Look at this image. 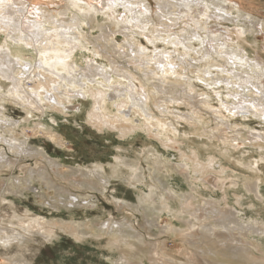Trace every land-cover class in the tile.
<instances>
[{"label": "rangeland", "instance_id": "obj_1", "mask_svg": "<svg viewBox=\"0 0 264 264\" xmlns=\"http://www.w3.org/2000/svg\"><path fill=\"white\" fill-rule=\"evenodd\" d=\"M16 1L20 0H13L14 3ZM41 1L46 2L45 8L54 7L55 0ZM56 1L58 4V1L62 0ZM130 1L139 2L150 9V13H144L145 10H141L142 19L144 24L147 23L148 30H143V32L141 25H138L140 30L136 29L138 26L133 25L136 34L132 32L127 35L124 30L117 31V29L123 28V23L126 24L120 20L122 14L126 13L130 17V14L125 11L126 9L120 6L116 9L120 13H114L113 16L107 17L111 12L105 8L101 9L98 14L100 23H106L104 31L108 29V35L114 39L117 45L125 44L126 39L129 41L137 39L146 48L145 55L147 54L149 58L160 52H166L169 55L168 58L172 55L175 57L174 60L177 59L176 61L182 59L188 61L192 66L196 64L194 67L191 65L187 67L189 76L183 72L181 76L172 78V80L186 83V89H195L197 94L195 97L187 94L188 96L183 97L184 100L182 98L181 101L177 100L174 104H170L169 101V112H164L167 119L177 127V130H174V136L181 142V145L165 150L161 144L152 142L142 132L122 139L118 133L98 131L88 124L87 113L92 106L90 99L80 98L84 103V108L77 115L68 111L69 108L64 114L50 109H47L43 114L21 105L15 98L7 94H1L0 102L3 101L5 105V113L16 125H14L13 133L8 130L12 126L5 125L6 127H4L8 129L0 128V134L6 138L13 136L27 141L32 148L61 162L66 173L73 169L77 170V168L84 172L94 171L96 165L104 166L106 170H112V167L119 163L125 175H129L131 170L121 163L128 158L131 161L139 159L146 177L140 179L142 184L138 182L130 184L131 186L128 185L127 176L108 178L107 183L103 182L104 179L96 177L94 181L98 180L95 185L97 189L84 190L77 182L75 185L73 180L65 181L59 173H56V175L51 174L54 181L50 183L46 178L40 177V173H37L48 171L45 166L48 160H45L40 154L30 153L31 155H29V153L21 152V149L15 148L14 150L5 142V138L4 142L0 140V264H142V261L145 264L154 262H156L154 264H161V262L162 264L169 262V264H178L187 261L195 264H207L208 257H204L203 254L206 249L213 246L227 248L226 246L230 245L235 248L249 247V252L250 250L251 252L248 254L252 260L258 264H264V115L258 114V111L255 110L254 112H244L245 108L235 112L233 107L239 102L242 103L239 95H234L235 91L240 89L239 86H235V82L238 80L234 78L232 87L227 86V79L230 76L233 77V74L226 69L223 70L222 67L211 65L212 62H221L227 66L231 62L222 55L223 52L220 54L219 48L227 53L224 48L214 44L215 48L209 50L212 57H209L205 55L207 50L203 45L201 46V42L196 40L192 43L194 49H186L182 45L177 47L174 45L176 43L174 39L178 35L177 32L184 28V24L182 22L180 25L172 24L160 17L158 5L161 1ZM236 1L240 5V8L237 9L240 13L243 8L250 7L251 4L264 8V0ZM92 2L94 3L95 0ZM204 2L205 0L195 1L196 4H199L198 7ZM210 3L212 4V2ZM224 5L228 9L227 11L233 8L230 3ZM257 7L256 9H258ZM170 10L174 11L175 9L170 8ZM211 10L213 9L211 8ZM181 12H184V9ZM138 13L140 12L138 11ZM258 14H264V11L259 10ZM245 15L247 16V14ZM200 21L204 25L207 23L205 17H201ZM243 22V18L240 22L235 20L220 21L222 26H218L217 32L224 35L227 33L229 35L231 33L241 34L247 40L244 42L247 51L250 50L248 52L252 56L256 52L262 55L258 59L261 63L264 61V33L258 31L254 35L248 34L246 27L250 28V26H246ZM223 26L227 27L228 31ZM258 26L260 25L258 24ZM86 32H88L87 35L94 34L96 37L99 34L98 29L90 30L84 26V33ZM207 34L208 30L206 29L205 35ZM93 42L95 41L93 40ZM229 42L230 40H228ZM92 48L95 47H89L90 50ZM177 49L179 52L176 51ZM115 52L118 53L119 50L116 49ZM180 53L181 55H179ZM182 53H189L192 57H196L200 53V57L194 64L191 57L187 58ZM87 54L89 55L91 52L89 51ZM111 54L113 55L111 52L103 55ZM96 59L100 60L101 58ZM123 62H126L125 67L130 66L127 61L123 60ZM182 66L179 64L177 68ZM206 69L212 72L211 76L204 75ZM246 75V73L244 75L242 73L243 77ZM187 77L190 80H187ZM215 79H219V81L216 82ZM3 83L7 90L10 82L3 81ZM29 85L31 84L29 83L27 86ZM236 87L238 88L236 89ZM251 91L258 94L253 89ZM247 95H249L248 92H246ZM151 96L150 108L154 111L153 116H160L158 107L154 105L156 101L153 99V94ZM218 110L222 111L224 117L230 119L226 121L217 116ZM41 127L43 129H40L39 132ZM44 130L58 133L63 139V146L51 141L44 134ZM152 143L156 145L158 153H153V156L146 155L149 154ZM193 150L199 151L201 160L207 165L205 171L199 170L197 165L189 160L188 156ZM211 157L216 158L212 167L208 166ZM145 158L153 163L161 160L162 165L172 168L168 178L171 177L167 179L175 191L170 194L171 198L168 195L169 212L160 215L159 218L151 219L150 222L153 225L146 223L145 211L142 208L135 209L138 197L144 195L147 198H153V189L156 188L153 186L150 163ZM53 167L55 168V166ZM222 168L223 171H221ZM40 169L41 171H39ZM48 172L52 173V170L49 169ZM164 174L166 175V171ZM31 176L35 179L32 180V183L29 182ZM215 178L219 180L218 184H215ZM71 185L74 187L70 188ZM58 186L66 191L74 190L68 193L83 197L79 201V205L75 204L74 199L76 198L73 199L67 193L63 195L64 193L58 191ZM254 186H257L258 192H255ZM189 194L195 195L194 200L188 198ZM66 197L70 198L65 199ZM209 200L215 201L216 205L220 204L222 207L233 209L240 220L245 222L243 225L245 224L246 227V224L256 222L262 227L260 226L258 232L246 229L248 239L243 245L240 242L242 234L238 232H234L237 233V236H231L217 229L208 233L207 229L214 227L212 224L206 226L212 221L209 218L211 217L210 213L208 216V209L213 208V206H208ZM120 202L122 204L119 205ZM70 203L74 205L72 206ZM203 210L205 211L203 212ZM109 221L118 224L117 226L113 225V229H121L125 232L130 243L120 245L121 247L118 248L110 243V238L120 233H100V226ZM37 222L44 226H38ZM124 223H127L126 226L121 227V224ZM36 225L38 228H35ZM30 227L35 229L32 230ZM82 231L84 232L83 236L80 234ZM210 253L207 252V255L214 258V254ZM152 259L155 261L152 262Z\"/></svg>", "mask_w": 264, "mask_h": 264}, {"label": "bare ground", "instance_id": "obj_2", "mask_svg": "<svg viewBox=\"0 0 264 264\" xmlns=\"http://www.w3.org/2000/svg\"><path fill=\"white\" fill-rule=\"evenodd\" d=\"M158 1H161L160 5H158L160 17L170 21L172 24L178 23L180 25L181 22L184 24V28L177 32L178 35H176L174 39L176 40V43H174L175 46L178 47L182 45L186 49H194L192 43L196 40L201 42V46L203 45L205 50H207L205 52L206 56L212 57V53H210L209 50L215 48L213 47L214 44L227 51V53H224L225 51L219 48L220 54L223 52L222 55L228 60H231L227 66L221 62H212L211 65L222 67L223 70L226 69L229 73L231 72L233 74V77L230 76L229 79H227V86L232 87L234 78L238 80L235 82V86H239L240 89L236 87L237 90L234 95H239L242 103L239 102L233 107L235 112L245 108L244 112H254L255 110L256 112L258 111V114L264 115V64H262L264 61L261 63L260 60L258 61L262 55L256 52V54L252 56L248 52L250 50L247 51L245 48L244 42L247 40L243 38L241 34L237 35L231 33L229 35L227 33L224 35L223 33L217 32L218 26H222L220 21L235 20L240 22L243 18V23L246 26H250V28L246 27L249 32L248 34L254 35L258 33V31L264 33V14H258V11H264V8L251 4L250 7L242 9V12H244V14H242V12L240 13L237 10L240 8V5L236 0H205L199 7L197 6L199 4H196L195 1L203 0ZM209 1L212 2V4ZM56 2V0L55 3L53 2L54 7L45 8L47 4L41 0H20L16 1V3H14L13 0H0V95L7 94L15 98L21 105L28 106L32 110L40 111L43 114L47 109L64 114L69 108L68 111L77 115L79 112H82L84 108V103L80 98L84 100L90 99L92 100V106L87 113V120L88 124L98 131H108L112 132V134L118 133L122 139L142 132L152 142L154 141L161 144L165 150L174 149L175 146L181 145V142L176 140L174 136V130H177V127L171 120L167 119L164 112L168 111L169 101L170 104H174L177 100L181 101L187 94L191 97H195L197 94L195 89L190 88L187 90L186 83L172 80V78L181 76L183 72L189 76V68L187 69V67L191 64L182 59L179 61H176L177 59L174 60L173 58L175 57H172V53L170 54L171 57L168 58L169 55H167L166 52H160L149 58L147 54L145 55L146 48L140 44L137 39L130 41L126 39L125 44L117 45L114 39L108 35V29L104 31L106 23L101 24L98 20V14L101 9L105 8L110 11L111 13L107 16L110 17L113 16L114 13L119 12L116 10L119 6L123 7L126 9L125 11L130 14V17H128L124 11L125 14H122L120 20L126 22V24L123 23V28L117 29V31L121 32L124 30L127 35H130L132 32L136 34L134 30H140L138 25H141L142 31L148 30L149 27H147V23L144 24V20L142 19L143 15H141V10L144 9V13H150V9L139 4V2L133 3V1L131 2L130 0H95L94 3L92 0H62L58 1V4ZM225 3H230V5H233V8L227 11L228 9L224 7L227 6L224 5ZM260 5L263 6L261 3ZM256 7L258 9H256ZM170 8L175 10L171 11ZM211 8L213 10H211ZM183 9L184 12H181ZM207 9L210 11H206ZM163 10L165 11L161 13ZM138 11L140 13H138ZM254 11H256L257 14L254 13ZM245 14H247V16ZM201 17H205L207 22L205 25L200 21ZM211 19H213V22H211ZM216 19L220 21L215 22L214 20ZM172 24L170 25L171 27ZM258 24L260 26H258ZM133 25L138 26V28L135 27L136 29H134ZM84 26L88 27L90 30L98 29V36L96 37L94 34L87 35L88 32L84 33ZM214 26H216V28H214ZM224 28L228 31L227 27ZM206 29L208 30L207 35H205ZM206 38L209 39L207 40ZM93 40L95 42H93ZM228 40H230L229 43ZM89 47L95 48L90 50ZM116 49L119 50L118 53L115 52ZM178 50L179 49L176 51ZM89 51L91 54L88 55L87 52ZM110 52L113 53V55H103L105 53L109 54ZM182 54L187 58L191 57L194 64L197 63L196 60L200 57V53L196 57H192L189 53ZM179 55H181V53ZM96 58L101 59L97 60ZM123 60L127 61L130 66L125 67L126 62L124 63ZM179 64L183 66L177 68ZM242 73L243 75L244 73L247 75L243 77ZM204 75L211 76L212 72L206 69ZM2 80L10 82L7 90H5L6 85ZM187 80L190 79L188 78ZM215 81L218 82L219 79H215ZM29 83L31 85L27 86ZM219 83L221 84V82ZM252 89L258 94H254V92L251 91ZM181 91L185 92L182 93ZM246 92H248L249 95L246 96ZM151 94L154 96L153 99L156 101L154 105L158 107V114L160 116H153L154 111L150 108ZM248 99L250 100L248 101ZM28 112L31 113L32 111ZM178 112L180 111L178 110ZM218 112L219 114L217 116L223 120L227 121L230 119L229 117H224L221 110H218ZM5 125L12 127L8 129L5 128ZM14 125L16 124L6 115L5 105L3 101H1L0 128H5V130L8 129L9 132L13 133ZM40 129L43 128H39V132ZM44 134L55 144L63 146V139L58 133L50 130L45 131ZM176 136L178 137L177 134ZM3 139L6 140L5 142L10 148H14V150L15 148L18 150L21 149V152L25 154L29 153V155L32 153L40 154L45 160H48L45 166L48 171L51 169L52 173L46 170L43 172L41 169L39 170L41 172L37 173H40L41 175L39 174V176L43 179L46 178L50 183L54 181L51 178V174L56 175V173H59L65 181L73 180L75 181L73 182L74 184L77 182L84 190L92 188L97 189L95 185L98 180L94 181L96 177L102 180L104 179L103 182L107 183L106 181H108V178H124V176H127L128 185L138 183L142 177H146L139 159H137L138 161H131L128 160V158H125L126 160L121 163L131 170L129 175H125L119 163L113 166L112 170H106L104 166L96 165L94 171L88 170V172H84L77 168V170L73 169L69 173H66L61 162L32 148L27 141L14 138L13 136L6 138L4 135L0 134V140L3 141ZM157 150L156 145L152 143L150 144L149 154L146 155L153 156V153H158ZM185 155L188 156L187 154ZM188 157L189 160L197 165L199 170L205 171L207 165L201 160L199 151L193 150ZM145 160L150 163L149 167L152 169L151 176L154 183L153 186L156 188L153 189V198H147L144 195L138 197L135 209L140 210L142 208V210L145 211L144 217L146 218V223L153 225L150 222L151 219L154 217L155 219L159 218L160 215L169 212L170 205L168 203V195L175 191L173 190L171 182L168 180L171 177L168 178L170 169L172 170V168L162 165L160 163L161 160L154 163L149 161V159L145 158ZM213 162H216V158L211 157L208 166L212 167ZM53 166H55V168ZM163 170L166 171V175ZM221 171H223V168ZM32 180H35L33 176L29 178V182L32 183ZM214 180L215 184H218L219 180H217V178ZM142 183L140 182V184ZM58 187V191L60 190L61 193H64L63 195L67 193L69 196H72L73 199L76 198L74 199L76 203H74L77 205H79V201L83 199V197L81 198L77 194L68 193L74 190L69 189L66 191L64 188ZM73 187V185L70 186V188ZM254 190L258 192L257 186H254ZM169 197L171 198L172 195ZM69 198L66 197L65 199ZM188 198L194 200L195 195L189 194ZM71 204L72 206L74 205L73 203H70V205ZM120 204L122 203L120 202L119 205ZM207 204L208 206H213V208L211 207L210 209L206 207L208 209V216L210 213L211 217L209 218H211L212 221L208 225H205L209 226L212 224L214 226L211 229H207L208 233L211 230L215 231L217 229L231 236H237V233L234 232H238L242 234L240 242L241 245H243L248 239L246 229L249 228L251 231L254 230V232L257 230L258 232L261 226L257 225L256 222L254 224H246V227L245 224L243 225L245 222L240 220V217L233 209L222 207L220 204L216 205V202L212 200H209ZM204 211L205 210H203V212ZM39 223L37 222L36 224L40 227L44 226ZM126 224H121V227H125ZM113 225L117 226L118 224L114 221L103 223L99 228L100 233L117 232L122 234L121 236L119 234L110 238V243L115 245V247L119 248L120 245L130 243L127 240L125 232L121 229H113ZM38 226L34 227L38 228ZM34 227H30V229L34 230ZM125 231L127 232V230ZM82 233L84 232L82 231L80 234ZM83 235L84 234H82V236ZM223 237L222 239H224ZM226 247L227 248H219L213 246L208 248V250L206 249L204 253L202 252L204 257H208L206 263L258 264L254 262L252 257L248 254L251 252V250L249 252V247L235 248V246L233 247L231 245ZM207 252L213 253L214 258L209 257ZM160 254L158 255L160 256ZM153 260L154 259H152V262L155 261ZM142 264H145L144 261H142ZM178 264L195 263L187 261L186 263Z\"/></svg>", "mask_w": 264, "mask_h": 264}]
</instances>
